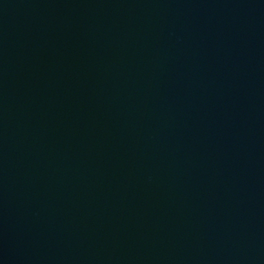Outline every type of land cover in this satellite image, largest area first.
<instances>
[{
  "label": "water",
  "instance_id": "95a60500",
  "mask_svg": "<svg viewBox=\"0 0 264 264\" xmlns=\"http://www.w3.org/2000/svg\"><path fill=\"white\" fill-rule=\"evenodd\" d=\"M0 264H264V0H0Z\"/></svg>",
  "mask_w": 264,
  "mask_h": 264
}]
</instances>
